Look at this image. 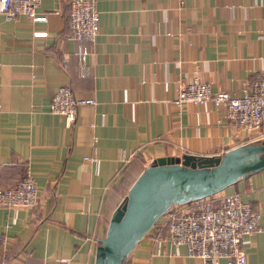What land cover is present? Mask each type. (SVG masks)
Here are the masks:
<instances>
[{"label": "crops", "instance_id": "0c3cea01", "mask_svg": "<svg viewBox=\"0 0 264 264\" xmlns=\"http://www.w3.org/2000/svg\"><path fill=\"white\" fill-rule=\"evenodd\" d=\"M96 8L82 75L67 0H40L44 22L0 15V188L27 167L37 192L33 208L0 207V264H93L111 213L154 159L221 156L259 142L228 122L222 104L173 98L192 80L242 95L264 73V0H96ZM63 84L95 100L79 105L68 127L47 110ZM230 193L259 213L261 232L247 237L244 255L245 264H264V168L212 195ZM124 259L203 264L182 246L156 248L148 234Z\"/></svg>", "mask_w": 264, "mask_h": 264}, {"label": "built area", "instance_id": "2783aa9c", "mask_svg": "<svg viewBox=\"0 0 264 264\" xmlns=\"http://www.w3.org/2000/svg\"><path fill=\"white\" fill-rule=\"evenodd\" d=\"M40 0H0V15L12 20L23 15L32 22H44L45 14L37 13ZM68 37L74 42L73 55L79 74H85L84 60L98 34L96 0H67ZM32 36H45V31H32ZM63 66V65H62ZM173 100L177 103L199 104L209 101L224 106L225 116L233 126L248 133L247 141L264 139V73L256 75L242 95L227 90H211L201 80L186 81L176 87ZM91 96H78L66 84L55 88L47 103V110L61 114L65 126H71L76 109L93 104ZM122 162L127 158L119 151ZM94 161L93 157H84ZM37 203L36 187L29 169L11 186L0 188V207L33 208ZM259 213L238 193L208 195L185 203L170 205L145 234L158 248L168 243L173 248L184 247L186 255L201 259L203 264H245L244 246L247 237L261 232ZM99 243V242H98ZM59 264V263H45Z\"/></svg>", "mask_w": 264, "mask_h": 264}, {"label": "water", "instance_id": "95a60500", "mask_svg": "<svg viewBox=\"0 0 264 264\" xmlns=\"http://www.w3.org/2000/svg\"><path fill=\"white\" fill-rule=\"evenodd\" d=\"M264 168V139L221 156L158 157L126 191L94 250L93 264H121L153 222L172 204L214 194Z\"/></svg>", "mask_w": 264, "mask_h": 264}, {"label": "trees", "instance_id": "16d2710c", "mask_svg": "<svg viewBox=\"0 0 264 264\" xmlns=\"http://www.w3.org/2000/svg\"><path fill=\"white\" fill-rule=\"evenodd\" d=\"M121 264H127L126 260L123 259Z\"/></svg>", "mask_w": 264, "mask_h": 264}]
</instances>
